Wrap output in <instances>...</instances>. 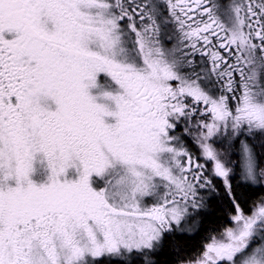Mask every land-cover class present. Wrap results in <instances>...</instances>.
I'll use <instances>...</instances> for the list:
<instances>
[{"label": "snow or ice", "instance_id": "1", "mask_svg": "<svg viewBox=\"0 0 264 264\" xmlns=\"http://www.w3.org/2000/svg\"><path fill=\"white\" fill-rule=\"evenodd\" d=\"M0 264H264V0H0Z\"/></svg>", "mask_w": 264, "mask_h": 264}]
</instances>
